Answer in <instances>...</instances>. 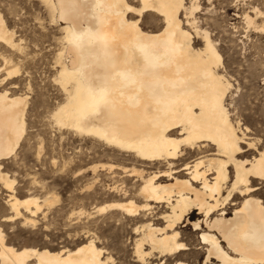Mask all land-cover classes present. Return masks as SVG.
<instances>
[{
	"label": "snow or ice",
	"instance_id": "snow-or-ice-1",
	"mask_svg": "<svg viewBox=\"0 0 264 264\" xmlns=\"http://www.w3.org/2000/svg\"><path fill=\"white\" fill-rule=\"evenodd\" d=\"M0 5H5L0 7V31L7 23L14 29L10 35L19 33L18 39L24 38L18 45L21 54L18 66L0 61L5 65L0 67V98L4 100L7 116L8 91L15 93L17 88L28 87L21 73L32 70L31 86L39 87V64L33 67L26 62L40 56L36 45L42 47L41 37L55 21L48 14L53 6L51 0H42L39 5L38 0H0ZM103 7L118 12V19L126 29L124 35L135 31L137 16L146 10L162 11L157 19L178 41L181 52L178 62L195 61L203 53L211 54L212 62L202 65L201 70L219 85L211 104L217 117L216 125L223 127L226 134L222 141L213 142L211 150L215 151L219 144L234 164L233 181L224 186L226 195L234 194L247 203L249 197L256 195L257 183L259 191L264 193V0H113ZM125 14L132 23L125 24ZM96 38L100 39L99 33ZM68 40L75 44L77 37L69 32ZM32 51L35 56L29 54ZM154 53L159 54L158 50ZM219 53H223V61ZM174 59L165 58L163 65L156 66L158 71L171 67ZM120 60L121 55L116 52L106 55L109 63ZM151 63L150 56L138 59L122 74L123 79L132 81L138 76L150 75L148 65ZM222 63L227 71L216 76L214 69ZM64 75L61 73V77ZM99 96L101 102L106 103L107 92L103 88ZM64 111L58 106H36L30 113V130L23 138L16 130L18 120L15 126L10 121L3 123L10 146L6 152H0V253L16 257L12 264H26L27 257H33L27 264H38L41 254L53 241L59 243V236L74 232L82 238L88 237L87 241L81 240L87 245L88 264H218L224 255L220 244L207 236L205 225L191 222L197 212L206 215L209 204L197 202L168 209L169 219L160 223L169 235L167 242L160 244L151 233L138 227L139 220L135 218L141 206L144 214L148 212L146 201L158 199L149 188L151 178L139 191L129 189L131 194L127 196L123 190L119 196L104 192L101 181H112L105 179L103 173H99V178L90 176L85 189V172L92 161L80 162L83 157H77L74 145L65 142L63 134L56 135L58 128L67 127ZM110 122L125 134L129 131L127 114L122 118L113 117ZM176 133L180 137L173 145L176 154L180 153L181 144L201 146L194 127L181 125ZM152 134L159 136L158 130ZM246 151L249 156L259 157V167L255 166V160L249 164L244 159ZM236 154L241 155L233 160ZM196 166H200L199 162ZM5 172L12 179H7ZM73 175L77 179H73ZM136 179L143 183L138 174ZM65 180L70 182L68 189L63 187ZM13 187L19 199L13 194ZM220 189L218 177L213 194ZM57 190L60 195L55 194ZM125 199V203L119 202ZM219 200L223 201V197ZM261 204L264 205V201ZM211 223L212 230L228 242L230 251L251 257L247 261L230 260L228 264H264V212L260 213L258 221L234 217L223 223ZM17 237H25L29 243H17ZM185 255L194 258L184 259Z\"/></svg>",
	"mask_w": 264,
	"mask_h": 264
},
{
	"label": "bare ground",
	"instance_id": "bare-ground-1",
	"mask_svg": "<svg viewBox=\"0 0 264 264\" xmlns=\"http://www.w3.org/2000/svg\"><path fill=\"white\" fill-rule=\"evenodd\" d=\"M111 2L113 0H51L53 6L48 9V14L55 21L52 24H64L60 28L63 35L62 47L58 49L55 58L58 67L56 78L64 95L63 101L57 106L65 110L64 120L67 123V127L61 129L72 131L80 137L95 139L111 151H117L123 158L134 161L135 166L130 168L103 163L94 164L89 169L94 173L100 169H117L126 178L136 177L138 174L143 179V183L137 179L140 182L138 191L151 178L149 188L158 199L145 203L149 205V210L153 205L164 209L159 213L162 221L169 219L167 210L170 208L190 206L197 202L209 204L206 215L201 216L197 212L198 217L194 220L191 218V222L205 225L207 236L215 238L220 244L224 255L218 264H228L230 260H250L251 257L247 255L239 256L230 251L228 242L221 240L212 230L214 225L211 222L223 223L234 217L258 221L260 213L264 212V205L261 204L264 200L258 198L259 187L254 188L256 195L249 197L247 203L242 198L236 202L234 194L226 195L224 186L233 181L231 169L234 172V164L225 156L219 144L215 151L211 150L213 142L222 141L226 134L223 127L216 125L217 117L211 104L219 85L217 80L201 70L202 65L212 62L211 54L203 53L195 61L178 62L181 57L178 41L169 30L160 26L161 21L157 19L162 11L146 10L137 16L135 31L124 35L126 29L118 19V12L103 7ZM146 16L158 20L152 30L144 29L141 24L142 18ZM123 20L125 24L132 23L127 14ZM13 31L6 23L5 29L0 31V43L11 49H18L20 42L15 39L16 33L10 35ZM69 32L77 37L75 44L68 40ZM97 33L100 34V39L96 38ZM154 50H158L159 54H155ZM110 51L121 55V60L107 62L106 55ZM219 55L223 61L221 53ZM146 56L152 57V63L148 65L150 75L138 76L132 81L124 80L122 74L134 66L138 59L142 60ZM167 57L175 58L171 67L163 72L158 71L156 66L163 65ZM3 61L15 65L10 58L3 57ZM4 66L2 64L0 67ZM222 66L223 63L214 69L216 76L223 75L220 72ZM61 73L65 75L61 77ZM102 88L107 92L106 103L100 100ZM16 94L8 91L7 116L4 100L0 98V152H6L10 146L3 131L5 121H10L15 126L18 120L16 130L19 136L23 138L26 133L28 99L27 96ZM124 114L129 117L127 134L110 122L113 117L122 118ZM181 125L195 128L201 146L181 144L180 153L176 154L173 145L180 138L176 130ZM156 130L159 132L158 138L152 134ZM240 155L236 154L233 160L239 159ZM243 155L249 164L255 160V166L259 167L257 155ZM188 156L194 158L189 161ZM197 162L199 167L196 166ZM188 164L192 167H187ZM96 165L100 167L97 168ZM126 172L129 174L126 175ZM4 176L12 179L7 172ZM218 177L221 189L214 195L212 189L216 186ZM116 186L112 187V191H119V185ZM12 192L15 195V187ZM220 197H223V201L219 200ZM16 198L19 199L17 196ZM27 198L26 196L25 199ZM171 201L177 203L173 205ZM125 202L126 200L120 203ZM229 205L234 206L232 215L227 212ZM217 212L220 213L219 216L216 215ZM143 213L141 206L135 218L142 217ZM141 230H147L160 244L167 242L169 234L164 231L163 225L156 226L148 222L141 226ZM85 238L87 241L86 235ZM82 249L85 251H81ZM86 249L87 245L82 242L72 248H47L41 254L38 264H88L90 256ZM32 258L27 257V261ZM14 259L16 257L0 253V264H12Z\"/></svg>",
	"mask_w": 264,
	"mask_h": 264
},
{
	"label": "rangeland",
	"instance_id": "rangeland-1",
	"mask_svg": "<svg viewBox=\"0 0 264 264\" xmlns=\"http://www.w3.org/2000/svg\"><path fill=\"white\" fill-rule=\"evenodd\" d=\"M41 3V0H38V5ZM36 6V10L39 11L40 8L39 6ZM0 7H5V5H0ZM49 12V11H48ZM50 15V13H49ZM158 20H154L153 17L151 16H146L142 18L141 24L144 29L146 30H152L154 26H156ZM61 24V25H60ZM8 25V24H7ZM63 22H60L57 26L54 24H49L48 29L44 31V35L41 37L42 40V47L40 45H36V48L40 51V56L36 57L34 60L27 61L26 63H29L35 67L37 64H39V87L34 88L31 86L32 84V78H33V72L32 70L26 69L25 72L21 73V77L25 78V82L27 83L28 87L24 89L17 88L15 90V93L13 91L9 90L11 94H16V95H24L27 96V108H26V123H27V129L26 133L24 136H26L29 132V119H30V113L33 111V109L36 106H43L45 108L52 107L55 108L58 103H61L64 99V95L61 90V85L57 80V70L58 67L55 63L56 61V54L62 47V32L60 30L61 27H63ZM8 27L11 29L8 25ZM59 27V28H58ZM12 30H14L12 28ZM19 37V33L15 34V39L17 41H21L24 38ZM60 42V43H59ZM32 56H35V52L32 51L29 53ZM223 57V53H221ZM20 56L21 54L19 53L18 49H11L10 47L4 46V44L0 43V61H3V57L10 58L13 64L19 65L20 63ZM3 63H0V66ZM227 71V66L223 65L220 68V72L223 74L224 72ZM230 75V73H229ZM60 90V91H59ZM63 134V139L65 142L74 145L73 151L76 152L77 157H83V160L80 162H86V161H92L91 164H88L87 170L85 172L86 179L83 182L84 183V188H88V179H90V176H96L99 178V173H103L105 179H110L112 182L111 183H103V191L109 194H115L117 196L121 195V190L124 191V193L127 195H130L129 189L138 191V188H134V185H140V182L136 179V177L132 178H126L123 177L121 172L117 169H114L112 171L109 170H98L97 172L91 171L89 168L90 166H93L94 164H113L115 166H126V167H132L135 166L134 161L132 160H127L125 157L123 158L122 155H119L117 151L114 150L111 151L108 149L105 145L102 143L95 141V139H89L87 137H80L79 135L75 134L72 131L66 130V129H61L58 128L56 130V135H61ZM251 151V150H249ZM247 154V152H246ZM248 157H251L247 154ZM187 158L193 159L194 157L188 156ZM139 167V166H136ZM113 173V174H112ZM116 175H115V174ZM9 175V174H8ZM233 175L232 169H231V176ZM11 176V175H9ZM119 176V177H118ZM12 178V176H11ZM73 179H77L75 175H73ZM122 181V182H121ZM117 184V186H116ZM118 187L119 185V191H112V187L114 186ZM70 182L65 180L63 182V187L65 189H68L70 187ZM124 186V187H123ZM256 187H259V184H256ZM56 188L59 189L60 185H56ZM110 188V189H109ZM107 189V190H106ZM125 189V190H124ZM94 190V189H93ZM4 191H7L6 189ZM118 193V194H117ZM258 198L260 197L261 199L264 200V193H261L257 191ZM56 195H60L59 190L55 192ZM86 193H81V195H84ZM15 195L19 197V195L15 192ZM126 200V199H125ZM124 200H121L119 202H122ZM235 201L239 202L240 198L235 197ZM100 206V205H97ZM154 208V209H153ZM157 208V209H155ZM233 208L234 206L229 205L227 208V212L232 215L233 213ZM153 209V210H151ZM148 212L142 217H138L136 219L139 220L138 227L141 228L143 224H146L148 222H151L152 224L156 226H161L163 225L160 223L162 219H160V212L164 209H161V207H157V205H153V207ZM198 217V214L196 213L195 216L192 217V220L196 219ZM86 240L85 236L83 238L81 237L80 234L74 233V232H67L66 236H59V243L56 241H53L52 244L48 247V249L52 248V250H58L66 247L72 248L73 246L78 245L81 243V240ZM17 243L21 244H27L29 243V240L25 237H17L16 238ZM194 257L185 255L184 259H193Z\"/></svg>",
	"mask_w": 264,
	"mask_h": 264
}]
</instances>
